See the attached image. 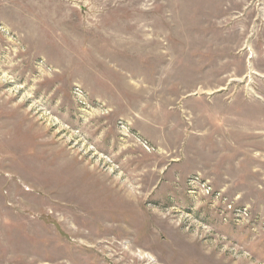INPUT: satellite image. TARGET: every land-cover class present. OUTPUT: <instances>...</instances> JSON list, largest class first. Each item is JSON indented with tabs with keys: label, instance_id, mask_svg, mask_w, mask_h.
<instances>
[{
	"label": "rangeland",
	"instance_id": "obj_1",
	"mask_svg": "<svg viewBox=\"0 0 264 264\" xmlns=\"http://www.w3.org/2000/svg\"><path fill=\"white\" fill-rule=\"evenodd\" d=\"M0 264H264V0H0Z\"/></svg>",
	"mask_w": 264,
	"mask_h": 264
}]
</instances>
